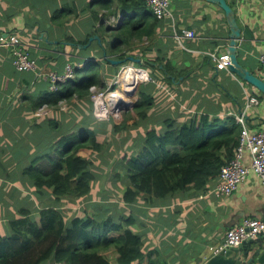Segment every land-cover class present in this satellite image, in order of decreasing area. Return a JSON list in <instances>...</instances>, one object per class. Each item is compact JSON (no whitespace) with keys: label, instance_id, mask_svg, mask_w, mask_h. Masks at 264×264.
Segmentation results:
<instances>
[{"label":"crops","instance_id":"crops-1","mask_svg":"<svg viewBox=\"0 0 264 264\" xmlns=\"http://www.w3.org/2000/svg\"><path fill=\"white\" fill-rule=\"evenodd\" d=\"M227 1L234 8L242 30L239 61L264 79V67L260 63L264 54V0ZM171 10L174 19L159 18L160 21L149 28L150 34L142 40L136 37L135 44L129 48V55L141 58L143 63L151 61L148 64L150 69L167 66L173 73L169 74L173 76L172 81L155 80L140 86L139 89L152 99L148 110L152 120L138 135H129V139L140 137L144 141L149 129L155 128L162 133L169 120L185 124L195 114L222 119L234 117L246 106L248 95L261 98V103L248 112L251 128H263L264 93L230 69L218 67L209 56L210 52L229 53L231 26L225 11L208 0H173ZM121 14L125 18L126 12L120 0H0V36L18 34L28 45L42 73L63 72L66 62L72 60L83 62L82 68L90 64L99 67L104 85H108L120 65L106 58L109 55L104 45L108 48L110 38L104 36V42L101 41L99 26L101 23L108 26L109 18L118 20ZM183 29L195 34L194 38L182 39L185 47L175 37V32ZM95 35L99 38L91 39ZM87 39L89 43L82 44ZM153 71L162 75L161 70ZM46 92H54L49 89V80L36 71H19L8 49L0 46V181H13L20 177L26 180L27 188L33 190L37 187L36 182L23 171L35 158L55 153L60 138L67 134L93 132L95 127L102 130L108 126L110 120L94 116L91 97L66 102V108H61V104L57 109L46 105L44 111L38 109L33 114L31 107L25 105L24 96L28 94L41 101ZM85 104L87 116L82 114ZM117 119L112 118L114 128ZM100 122H103L102 128L98 125ZM127 149L130 154L124 157L139 152L136 147ZM86 151L91 149H81L80 154L87 157ZM244 162L251 164L249 152ZM122 172L129 185L126 167ZM217 182L218 177L204 188L191 185L154 200L149 195H140L131 204H126L118 191L116 195L108 192L106 197H96L93 192L82 197L68 196L60 205L65 207L67 203L87 202L89 205L86 203L85 209L76 216H85L90 208L98 212L97 219L112 216L119 221L124 215L133 216L136 223L132 228L142 237L143 251L151 254L152 261L157 264H206L215 254L214 248L224 241L229 228L239 225L247 217L264 219V184L255 172L249 174L238 190L225 197L212 193ZM95 198L99 199V204H90L96 202ZM48 199L49 196L44 197L42 203ZM15 200L11 196L0 201L1 209L8 203L15 212L43 205L34 191L32 206L15 209ZM102 206L104 209L101 211ZM64 213L67 222L76 217L70 218L67 210ZM21 215L0 217L9 219L8 222L0 220V236L10 234L11 221ZM41 264L66 263L49 259ZM134 264L141 263L135 261Z\"/></svg>","mask_w":264,"mask_h":264},{"label":"trees","instance_id":"trees-1","mask_svg":"<svg viewBox=\"0 0 264 264\" xmlns=\"http://www.w3.org/2000/svg\"><path fill=\"white\" fill-rule=\"evenodd\" d=\"M120 3L126 12L122 23L117 28L101 23L99 30L102 42L104 36L110 38L108 48L104 45L108 55L124 59L131 53L129 48L135 44V38L142 40L149 35L151 25L160 19L145 0H120ZM87 43L89 39L82 42ZM150 62H145V67ZM153 68L150 73L156 81H172L169 67ZM155 69L161 70L162 75ZM93 85L106 86L100 68L90 64L77 68L75 79L63 83L59 91L46 92L41 101L26 94L25 105L31 107L33 114L45 105L57 109L63 101L91 97ZM135 95L131 104L115 116L118 132L135 123L136 118L148 116L151 97L141 89ZM241 130L235 116L222 119L199 114L185 124L169 120L162 133L149 129L139 152L122 160L130 179V184L122 188L124 202L131 204L140 195H149L154 200L191 185L204 188L235 156ZM91 133L75 131L61 137L55 153L38 156L23 171L36 182L34 195L41 203L51 195L55 201L42 203L41 208H24L21 217L11 221V234L0 236V264H41L49 259L66 264H134L135 261L157 264L151 254L143 251V240L132 228L136 222L131 215H124L119 221L112 216L97 219V211L89 209L85 216H76L67 222L60 205L62 197L85 196L94 185L92 162L80 150L100 152L104 144ZM36 210H39V220L34 216Z\"/></svg>","mask_w":264,"mask_h":264},{"label":"built area","instance_id":"built-area-1","mask_svg":"<svg viewBox=\"0 0 264 264\" xmlns=\"http://www.w3.org/2000/svg\"><path fill=\"white\" fill-rule=\"evenodd\" d=\"M173 0H145L153 14L158 18L174 19L171 10ZM123 18L121 14L119 19L112 18L109 20L110 25H117ZM175 37L182 43L185 37L194 38L195 34L189 29H183L181 32L176 31ZM183 45V43H182ZM0 46L6 47L11 55L14 66L19 71H36L41 76L49 80V89L51 91H59L63 83L76 78L77 68H82L84 63H76L68 60L65 64L64 71H49L47 74L38 70V62L32 56L28 45L22 40L18 34L6 33L0 36ZM184 46V45H183ZM185 47V46H184ZM209 56L220 68L230 69L231 57L229 53L219 54L218 52H210ZM109 57V56H107ZM260 63L264 67V54L260 57ZM128 68L143 71L147 74V79L140 81L143 83L155 81L150 71L144 65H124L123 77ZM123 77H117L105 87L93 85L90 87L91 99L93 101L94 116L100 120H109L115 117L132 102L130 93L139 90L138 83L133 84V88L129 89L123 80ZM133 93V94H134ZM261 103V98L258 95H248L246 106L238 114H234L238 124L242 130L235 156L225 164L218 176V182L215 188L212 189L218 197L231 195L238 190L244 183L249 174L255 172L264 184V127L253 130L248 121L247 115L250 109ZM61 108H66V101L60 103ZM46 106L40 108L39 111H44ZM247 152L251 155V164L247 165L244 162V157ZM264 233V219L257 217H247L239 225L231 227L226 232V237L221 244L214 248V253L218 254L225 249L241 246L244 242L257 238Z\"/></svg>","mask_w":264,"mask_h":264},{"label":"rangeland","instance_id":"rangeland-1","mask_svg":"<svg viewBox=\"0 0 264 264\" xmlns=\"http://www.w3.org/2000/svg\"><path fill=\"white\" fill-rule=\"evenodd\" d=\"M137 64L138 63L132 62V61L131 62L127 61L125 63V65H131V66L133 65L137 66ZM122 67L121 65L119 66L117 74L113 78V80L117 79V77H120V76L123 77L124 72H123ZM147 69L149 70L150 67ZM142 84L143 82H139L138 87H140ZM133 95H131V97L134 100L136 95L135 96ZM149 113L150 111H148V116L145 118L143 117L136 118L135 123L128 124L127 128L125 130H122L121 132H118L115 130L112 119H109L110 122L108 123V126L106 127V129L104 127L102 128L103 122H100L98 124L99 126H101L102 130H100L97 127L94 128V131L91 134L93 135L95 133L97 138L104 144V147L100 152L94 151L93 149H91V151H86L85 153L86 156L89 157V159L93 160L91 170H92V174L94 175L95 180H94V185H93L91 192H93V194H96L94 196L99 197L97 195H102L103 197H106L109 195L108 192H111L112 195H116L118 191L122 193V188L126 184V182L124 181L125 175L122 172L124 169L122 160L126 154L128 155L130 154V151H128L127 148L136 147L137 149H140L141 144L143 142V139H141L140 137H137L135 139H129V137L131 135H138L139 132L142 131V129L145 126L149 125V123L152 120V115L149 116ZM78 114L81 116L82 114L84 116H87V105L86 104L82 108V114L80 112H78ZM25 182L26 180H23L20 177H18V179L15 178L13 181L12 180L0 181V183L3 184V186H0V201H4L6 198L10 199V197L12 196L16 198L15 200L16 205L14 207L15 209L19 208V206H32L33 205V202H32L33 201V191L35 188H33V190H31L30 188H27V186L25 185ZM4 184H10V185L4 186ZM12 184H14V186H12ZM22 184L23 186H20ZM48 190L49 192H52L51 189H48ZM7 193L9 194L7 195ZM64 199H65V196L62 197L61 204H62V200ZM95 199H96V202H93L90 204H99L97 203L99 202V199L98 198H95ZM48 200L54 203L55 196L53 195L49 196ZM86 203L84 202L73 203V204L65 203L66 204L64 205L65 207H61V208L62 210H67V214L71 218L72 216L74 217L76 215H79L78 212H82L85 209V207L87 206L85 205ZM1 204L2 203H0V212L5 213V214H0V217H6L7 215L10 218L12 217V215L14 217H17L23 213L19 209H17L18 213L15 212V210H12V206L9 203L2 210ZM90 209H93V208H90ZM102 209H104L103 206L101 207V211ZM38 211L39 210H36L34 213V216L36 218L40 217ZM0 220L6 221V222L9 221V219H3V218H0ZM10 234H11V229H10Z\"/></svg>","mask_w":264,"mask_h":264},{"label":"water","instance_id":"water-1","mask_svg":"<svg viewBox=\"0 0 264 264\" xmlns=\"http://www.w3.org/2000/svg\"><path fill=\"white\" fill-rule=\"evenodd\" d=\"M208 1L220 5V7L225 11L227 20L231 26L230 45L228 47L231 57V72L252 83L264 93V79L250 72V70H248L239 61V44L240 38L242 36V30L238 24L234 8L228 3L227 0ZM94 38H99V36L95 35L91 37V39ZM106 58H108L115 65L123 64L128 60L138 64L143 63L141 58L133 55H129L124 59H114L107 56ZM133 93L134 90L130 93V95H133ZM206 264H264V234L244 242V245L241 247L228 248L218 254H214Z\"/></svg>","mask_w":264,"mask_h":264},{"label":"bare ground","instance_id":"bare-ground-1","mask_svg":"<svg viewBox=\"0 0 264 264\" xmlns=\"http://www.w3.org/2000/svg\"><path fill=\"white\" fill-rule=\"evenodd\" d=\"M145 79H147V74L143 71L135 70L134 68H128L125 72V76L123 77V80L129 89H132L135 86H133V84Z\"/></svg>","mask_w":264,"mask_h":264},{"label":"clouds","instance_id":"clouds-1","mask_svg":"<svg viewBox=\"0 0 264 264\" xmlns=\"http://www.w3.org/2000/svg\"><path fill=\"white\" fill-rule=\"evenodd\" d=\"M150 9V8H149ZM151 10V9H150ZM155 15V14H154ZM126 17V16H125ZM125 18L123 17L122 19H121V21H119V23H117V25H115V26H119L121 23H122V21L124 20ZM108 26H110V27H112V28H115V26L114 25H108ZM107 56V55H106ZM109 58H112V57H109ZM114 59H117V58H114ZM133 62V61H132ZM121 65V67L122 66H124L125 65V63L124 64H120ZM138 65H144V63H139ZM145 66V65H144ZM147 68V67H146ZM46 106V105H45ZM39 110H40V108H39ZM264 234V233H263Z\"/></svg>","mask_w":264,"mask_h":264}]
</instances>
